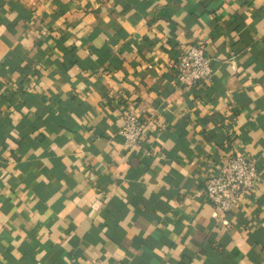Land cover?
<instances>
[{
	"label": "crops",
	"instance_id": "0c3cea01",
	"mask_svg": "<svg viewBox=\"0 0 264 264\" xmlns=\"http://www.w3.org/2000/svg\"><path fill=\"white\" fill-rule=\"evenodd\" d=\"M235 153L260 176L217 216L204 181ZM0 264H264V0H0Z\"/></svg>",
	"mask_w": 264,
	"mask_h": 264
},
{
	"label": "built area",
	"instance_id": "2783aa9c",
	"mask_svg": "<svg viewBox=\"0 0 264 264\" xmlns=\"http://www.w3.org/2000/svg\"><path fill=\"white\" fill-rule=\"evenodd\" d=\"M230 69L237 71L235 57L226 60ZM213 70L211 59L205 54L203 45L189 44L180 47L174 62V81L184 89H194L211 82ZM117 137L127 148L140 143L143 137L144 123L139 115L125 108L119 115ZM260 173L255 162L245 153L230 154L223 163L209 173L204 181V195L217 216L230 213L245 201V195L251 192Z\"/></svg>",
	"mask_w": 264,
	"mask_h": 264
}]
</instances>
